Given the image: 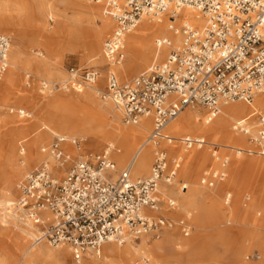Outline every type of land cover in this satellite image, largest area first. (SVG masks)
I'll return each mask as SVG.
<instances>
[{
  "label": "built area",
  "instance_id": "1",
  "mask_svg": "<svg viewBox=\"0 0 264 264\" xmlns=\"http://www.w3.org/2000/svg\"><path fill=\"white\" fill-rule=\"evenodd\" d=\"M101 5L102 13L114 21L110 35L102 43L107 71L102 99H108L120 112L123 124L136 125L149 117L151 129L139 148L154 146L149 173L131 175L133 159L117 170L108 144L101 152L84 158L72 157L64 144L75 148L81 139L55 134L52 141L40 147L47 159L27 172L18 182L19 196L13 204L35 228L32 244L46 242L51 246L66 245L72 264H83L85 252L100 253L105 242L124 244L141 235L157 234L164 228H177L182 236L191 232L189 215L177 220L164 211L177 208V200L167 188L178 192L187 183L177 179L181 157L171 155L169 147L182 150L208 147L218 164L202 173L200 182L212 188L227 175L229 156H217L220 147L196 134L174 136L167 125L186 106L204 109L203 120L210 122L221 104L233 101L249 103L264 96V0H88ZM190 6L201 13L199 25L190 22L174 24L177 11ZM166 14L169 28L179 34V42L157 39L156 46L168 51L159 62L127 82L119 81L112 67L124 59L126 35L142 15L160 21ZM10 38L0 35V75L8 66ZM70 67L63 84L41 82V92L66 89L80 77L93 84L99 71L93 67ZM9 113L29 118L23 108H7ZM232 129L247 135L248 146L232 147L237 155L264 157V115L257 114L254 132L247 120L233 123ZM164 145V146H161ZM226 148V147H225ZM228 203L229 196L224 199Z\"/></svg>",
  "mask_w": 264,
  "mask_h": 264
},
{
  "label": "bare ground",
  "instance_id": "2",
  "mask_svg": "<svg viewBox=\"0 0 264 264\" xmlns=\"http://www.w3.org/2000/svg\"><path fill=\"white\" fill-rule=\"evenodd\" d=\"M68 1L78 6L79 11L83 12L88 18L85 24L80 26L78 39L81 43L87 46V51L90 55H92L91 57H94L98 54L101 39L112 27L114 21L102 13L99 16L100 23L94 22L91 20V16L98 13L97 7L94 9L85 8L84 3L86 1L89 2L88 0ZM2 4L5 12L9 14L13 13L11 15L17 16V24L15 25L16 27L23 25L21 22H23L22 20L24 18H26L30 23V18H32V15L28 1L2 0ZM95 4L101 9L100 4ZM38 5L41 11H44L49 7V4L44 0L38 3ZM201 16L202 15L197 10L190 6L182 7L177 11V15L175 16V28L184 22H190L192 24L199 25L203 21ZM110 19L113 22H111ZM170 25L171 22H169V18L166 14L161 17L160 21H157L156 18L151 16L142 15L136 26L127 33L125 38L124 51L128 58L127 62L123 64V59L119 65L112 67L113 71L117 72H115L117 76L119 74V77L129 78L136 65L140 64V66H144L149 62L153 63L162 59L165 55V48L167 47L165 45L157 47V39L168 38L172 43L175 44L179 42V34L172 31L169 28ZM1 33L2 32L0 31V35H3ZM70 34L66 35L68 36ZM51 37V34L45 35L42 37V39L43 41L50 44L49 39H51ZM15 44L13 42L12 44L9 43V47H12V55L9 59L7 50L6 57L8 66L0 75V92L15 93V91H17V71L25 70L24 76L27 78L30 76V74L27 73L28 70L32 69L34 78L33 82L37 83L39 80L43 79L41 78L43 76L42 67H48L45 64L47 59H25ZM101 78L102 75L99 71V78L93 84H86L87 86L95 85L90 89H84L81 87V85L76 82V79L70 81L69 84H71L67 86L66 91L72 90V92L54 96L46 103H39L40 109H46V115L43 117L36 115L35 121L32 122L30 126L33 129L36 139H43L45 136L56 133L55 131L61 132L60 135H64L66 137L74 135L77 131H83L86 137L99 139L100 141H106L110 145L115 143L116 146L113 145V147L116 149V151L112 154V158L115 163L117 165H122L127 159L128 155L132 153L130 154L128 160L129 162L134 158L131 175L133 172L135 176L139 177L149 171L148 168L151 163V156L154 146L149 143L145 144L141 148H139L140 145H138L135 149H133L132 146L146 132H149V129L151 128L150 118H141L136 125L124 124L126 127L119 125V119L121 121L120 112L114 108L113 103L108 99H102V103L99 105V102H97V98L94 95V93H100L96 83ZM129 80L130 79H127L121 82H127ZM41 82L46 81L44 80ZM64 82L65 81H62L61 84ZM26 84H28L29 87L31 86L29 80H27ZM254 97L255 100L252 104H221L218 114L208 123H205L203 119L200 121V114L198 111L189 108L192 106H186L174 118V120H172L167 125V131L173 135L183 133L200 134L205 137L207 142L225 146L228 151H230L234 143L241 144L243 142L242 135L244 134L239 132H237L239 134L228 132L227 127L229 126V123L231 121L236 122L238 120L251 119L258 112H264V97L258 94H256ZM24 101L28 100L25 99ZM107 116L110 117V119H108ZM40 121L43 122L39 124ZM13 142V139H11L7 149V159L4 162V166L8 173L5 183L0 188V233L7 238H11L16 243L18 240V243L21 244L22 247L28 248L25 242L27 241V237L31 238L34 235L35 228L26 220L23 212L18 207L16 208L13 205L15 202L10 199L13 189L12 180L13 177L22 175L24 170L28 166H31L32 163L39 164L45 154L33 152L31 149L32 143H29V151L25 155V163L19 164L18 161L16 163L13 157ZM64 146L72 157H83V149L81 146L75 148L74 146H70L67 143H65ZM169 151H177L181 157V173H185L186 166L190 163H197L199 161L206 163V161L209 159L207 152L202 148H192L185 151L179 149L175 145H172L169 147ZM22 153H24V150H21V154ZM47 159L50 158L47 157ZM249 163L251 162L248 161L242 164L239 161H231V167L226 168V178L213 186V188L228 186L229 190L224 193L223 198L225 199V196L228 195L230 200L231 196H233V206L235 207H238L239 193L237 190L230 189V187L233 185L236 187L237 183V179L235 178L233 172L234 170L246 166ZM255 163L257 162L254 161V164ZM179 172L180 171H178V173ZM189 186H191L190 195H186V191H184L182 194H185V196L178 195L176 200L178 208L182 211H187V213L190 215V221H192L194 226L197 228V232H195L191 238L182 239L178 237L175 231L173 232L172 229L164 228L163 237L159 240H155L151 244H148L147 241L143 239L146 234L139 237L141 238V242L137 245H134V243L130 241L132 239H128L124 245H119L113 242L103 243L102 247L105 252V258H113L116 264H131L133 257L137 255L138 259H141L144 262L148 261L150 264H173V262L176 264H185L193 260L195 257L201 258L202 260L212 259L217 246L229 247L228 242L232 237L230 231L215 225L217 219L225 213L222 211L223 208L221 209V207L217 205L213 199L209 200L202 198V200L198 203L197 198L199 188L203 186H201L198 182H189ZM190 210H193L194 212L193 217L192 213L189 212ZM243 210L245 212L242 211L243 213H241L238 217V221L241 223L249 221V215L248 212H246L247 209L243 208ZM205 222H211L212 224L210 226L204 227L203 223ZM257 226V223L254 222V227L256 228ZM213 228H217L218 230L212 233H204L205 231L213 230ZM39 244H42V242L38 243L37 245ZM122 245L123 247L120 248L119 246ZM62 246L64 245H61L60 247ZM62 249H64V254H67L68 251L70 252L68 246ZM35 254V256H39V258L56 256L55 259H57V256H61L59 253L44 247L43 245H40L37 248ZM86 257L87 259H85ZM84 259V264H108L106 260L98 258V255L92 252H85ZM45 263L46 262L43 261L42 264ZM0 264H5L4 256H1V254ZM21 264L34 263L32 260L26 257L23 259Z\"/></svg>",
  "mask_w": 264,
  "mask_h": 264
},
{
  "label": "rangeland",
  "instance_id": "3",
  "mask_svg": "<svg viewBox=\"0 0 264 264\" xmlns=\"http://www.w3.org/2000/svg\"><path fill=\"white\" fill-rule=\"evenodd\" d=\"M26 1H28L29 6L31 8L32 18H30V23L26 18H24L22 20L23 22H21L23 25L16 27L15 25L17 24V16L11 15L13 13L9 14L5 12V10L3 9L2 0H0V31L2 32L1 34L7 35L10 38V44H12V42L14 44L16 43L15 45H17V48L19 49L20 53L25 59L27 60L47 59L45 64L48 67L46 68L42 67L43 76L41 78L43 79L39 80L37 83L33 82L34 78H33L32 69L28 70L27 73L30 74V76L27 78L24 76L25 70L17 71L18 73L17 91H15V93L0 92V188L5 183L6 176L8 173L7 169L4 166V162L7 159V153H8L7 149L11 139H13L14 141L13 157L16 163L18 161L19 164L20 163L23 164L25 163V155L29 151V143H32L31 149L33 152L44 154L40 151V147L49 144L52 141V138L55 134H61V132L55 131L56 133L45 136L43 139H36L33 133V129L30 126V124L35 121L36 115L42 117L46 115L47 112L46 109L43 110L40 109L39 103L41 104L46 103L47 101H49V99H51L54 96L61 94H68L72 92V90L66 91V89H61V88L52 92H48V91L41 92V88H40L41 81L45 80L46 82L49 83L61 84L62 81L68 80L69 77L67 71L70 67L79 69L78 71L79 73H81L82 69L84 68L93 67L95 69H98L102 75V78L96 83L97 84L96 86H98L100 93L98 94L94 93L95 97L97 98V102H99V105L102 103L101 91L103 90L104 87V76L108 69L106 66V60L102 53V43L105 40V38H107L110 35L114 26V22L110 19L111 22H113V25L101 39L98 54L95 55L94 57H91L92 55H90L87 51L88 50L87 46L81 43L80 40L78 39V34L80 33V26L82 24H85V22L88 20L87 16H85L83 12L79 11L78 6L72 4L68 0H44L49 4V7L44 11H41L38 3H40L43 0H39V1L26 0ZM84 6L85 8H91V9L97 7L98 13L92 15L91 20L100 23L99 16L100 14H102V9H100V7H98L93 2L86 1L84 3ZM34 7L36 10L34 9ZM74 23L76 25L78 24L79 25L76 26ZM68 31L69 32L71 31L70 32L71 34ZM50 34L52 37L51 39H49L50 44H48L47 42L43 41L42 37ZM66 34H70V35L67 36ZM11 51H12V47L10 46L8 48L9 59L11 58L12 55ZM167 51L168 48H165V53ZM127 59L128 58L124 51V61L122 63L125 64V62H127ZM159 61H161V59L157 60L156 62ZM150 64L151 63L149 62L144 66H140V64L136 65L129 79H131L138 73L145 70L147 66H150ZM118 78L120 79V81L128 79V78L119 77V74H118ZM27 80H29L31 83L30 87L28 86V84H26ZM76 82H78L79 85H81V87H83L84 89H90L95 86V85L87 86L86 85L87 83L84 84V82L81 80L80 77L76 78ZM25 99H27L28 101H24ZM254 100L255 97H253V100L249 103L243 101H234L228 103L227 105L237 104V103L252 104ZM8 107L23 108L28 112H30V117L24 118V117H19L15 113H9L7 110ZM191 109L198 111V113L200 114V121H202L204 109L201 108L200 106H194ZM258 113L264 115V112H258ZM257 114H255L251 119H247V123L250 128V133L254 132L257 122ZM108 119H110V117H108ZM42 122L43 121H40L39 124H41ZM234 122L235 121L233 122L231 121L229 123V126L227 127V131L233 134L234 133L239 134L232 129V123ZM118 123L122 127H126V125H124L120 121V119ZM148 133L149 132H146L142 137H140L139 140H137V142H135V144L132 146V148L135 149L138 145H140L141 142L146 138ZM183 134H187V133H183ZM183 134H178V135H183ZM178 135H174V136H178ZM192 135H196V134H192ZM70 136L81 139L80 146L83 149L82 152L83 158L89 153L95 154L101 152L108 145L106 141H100L99 139H92L86 137L83 131H77L74 135H70ZM242 136H243V142L241 144L234 143L232 147L245 148L248 146L247 135H242ZM113 145L116 146L115 143ZM178 148L181 149L180 147ZM202 149H205V151L209 156V159L206 161V163L202 161H199L197 163H190L189 165L186 166L185 173H181L182 167L180 169L179 166L177 170V179L185 183L188 182L186 195H190L191 193L190 190L191 186H189V182H198L201 186H203L199 188L197 202L199 203L202 200V198L209 200L213 199L215 203L221 207V209L223 208L222 211H224L225 213L217 219L215 225L220 228H225L229 230L232 237L228 242L229 247L217 246L215 248L214 256L212 259L202 260L201 258L195 257L193 260L185 264H264V221H263L264 220V157L237 155L231 149L230 151H228V149L225 147L219 148V152L217 153V156H225V155L229 156V163L227 165V168L231 167V161L233 160L239 161L242 164L248 161L251 162L246 166L234 170L233 172L235 178L237 179V183H236V187L235 185H233L230 187V189L237 190V192L239 193L238 207H235L233 206V200H234L233 196H231L228 203H225L224 201L223 198L224 193L227 190H229L228 186H220L218 188L215 187L207 188L200 182L203 171H205L208 168H214L218 164L217 158L211 155V151L208 149V147L204 146L202 147ZM21 150H24V153L21 154ZM173 153L179 155L177 151L175 152L171 151V155H173ZM130 154L128 155L127 159L123 162L122 165L116 164L117 170L123 168V166L128 162V158L130 157ZM46 159L47 157L44 155L43 159L39 163H41ZM254 161H256L257 163L254 164ZM151 163H152V156H151ZM151 163L149 167L151 166ZM37 165L38 164L32 163L31 166H28L24 170L22 175L13 177L12 180L13 189L10 199H12L14 202L19 196V191L17 189L18 182L23 178V176L27 172L32 170ZM148 170H150V168H148ZM178 171L180 172L178 173ZM148 173L149 171L141 176H145ZM132 176L135 177V174L133 172H132ZM168 193L175 199L177 198L178 195L185 196V194H182L183 192H178L176 190V187H168ZM243 208L247 209L246 212H248L250 222L248 221L241 223L238 221V217L240 216V214L245 212ZM181 211L182 210H180L177 206L175 210L173 211L171 210L167 212L164 211V213L165 215H168L170 218L177 220L188 214L187 211H182V212ZM189 212L192 213V217H193L194 215L193 210H190ZM189 222L191 224V232L188 236L185 237L182 236L177 228H172V231L173 232L175 231L176 235L182 239L191 238L195 234V232H197V228L194 226L193 222L190 221V217H189ZM254 222H256L258 225L256 228L254 227ZM211 224H212L211 222H205L203 223V226L207 227L210 226ZM163 230L164 229L159 231L157 234L148 233L143 237V239L146 240L148 244H151L155 240H159L163 237L164 234ZM216 230L218 229L213 228V230L205 231L204 233H212ZM30 239H31L30 237H27V241L25 242L26 246H28L27 248V247H22V245L18 243L19 242L18 240L16 243L11 238H7L0 233V254L1 256H4L5 264H21L23 259L26 257L32 260L34 264H42L43 261L46 262L45 264H53L54 262L56 264L60 262H61L60 264H72V258L70 252L68 251L67 254H64V249H62V248H66V245L62 247L60 246L55 247L49 245L46 242H42V244L39 245L37 244L32 245ZM130 241L134 243V245H137L141 242V238L132 239ZM40 245L52 249L53 251L59 253L61 256H57L58 257L57 259H55L56 256L47 257L49 259L45 257L39 258V256H35L37 248ZM123 245L119 247L122 248ZM98 258L106 260L108 264H116L113 258L111 257L105 258V252L102 246L100 247V253L98 254ZM131 264H150V263L148 261L144 262L141 259H138V256L136 255L133 257ZM173 264L176 263L173 262Z\"/></svg>",
  "mask_w": 264,
  "mask_h": 264
},
{
  "label": "crops",
  "instance_id": "4",
  "mask_svg": "<svg viewBox=\"0 0 264 264\" xmlns=\"http://www.w3.org/2000/svg\"><path fill=\"white\" fill-rule=\"evenodd\" d=\"M129 79V78H128ZM127 80V79H126ZM122 81H125V80H122ZM194 106H192V107H190V108H193ZM128 160H129V158H128ZM150 168V167H149ZM135 177H137V176H135ZM85 259H87V257L85 258ZM84 259V260H85ZM83 264H84V261H83Z\"/></svg>",
  "mask_w": 264,
  "mask_h": 264
}]
</instances>
